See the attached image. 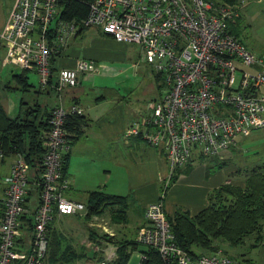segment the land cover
Listing matches in <instances>:
<instances>
[{
	"label": "built area",
	"instance_id": "built-area-1",
	"mask_svg": "<svg viewBox=\"0 0 264 264\" xmlns=\"http://www.w3.org/2000/svg\"><path fill=\"white\" fill-rule=\"evenodd\" d=\"M236 1L90 0L85 17L75 21L60 17L62 0H11L0 24L1 64L34 69L40 86L57 93L76 86L81 73L114 76L121 71L103 69L85 56L53 70V50L63 56L79 29L93 27L116 42L137 43L141 59L161 73L164 90L147 102L142 130L134 123L124 133L143 131L168 159L170 177L194 153L220 155L238 136L264 125V54L247 48L229 29L228 21L239 13L237 3L245 2ZM63 103L51 106L41 170L30 171L24 155L16 153L3 177L0 264H46L54 217L84 213V201L65 196L69 181L62 169L69 147L66 121L82 107ZM4 154L0 146V158ZM30 183L39 189L33 209L26 202ZM26 216L31 235L24 229ZM143 216L135 240L156 249L162 264H241L220 250L193 254L181 247L162 196L145 205ZM139 255V261L146 257L142 251Z\"/></svg>",
	"mask_w": 264,
	"mask_h": 264
},
{
	"label": "crops",
	"instance_id": "crops-1",
	"mask_svg": "<svg viewBox=\"0 0 264 264\" xmlns=\"http://www.w3.org/2000/svg\"><path fill=\"white\" fill-rule=\"evenodd\" d=\"M8 7L9 5L5 7L6 12ZM90 28L93 27L81 28L76 34L70 36L64 55L55 60L54 70L60 66L73 65L75 58L78 56H85L94 60L103 69L110 68L109 65L104 66L106 65L104 58L107 55V47L117 45L118 42L114 41L109 35L93 28L97 32L93 37L98 38V43L96 46L84 45L82 43L84 30ZM139 61L144 62L140 55ZM33 71L35 70L33 69ZM94 76L97 75L81 73L78 84L65 89L68 92L63 98V102H73L82 107L81 114L85 120L80 128L81 132L69 144L64 172L69 181L68 188L73 185L82 188L79 191L84 194V199L74 198L65 193V196L71 199L85 201L89 199V193L94 189L104 190L113 196L123 195L128 198L130 196L136 204L134 208L136 210L140 207L144 209L150 201L162 196L164 210L167 215L173 214L178 208L187 210L193 215L207 205L209 193L220 184L226 181L242 184L245 169L259 164L264 159L263 156L258 160L248 162L243 160L244 157L248 156L249 148L246 147L248 144L253 149L254 156L264 155L263 125L253 128L249 135L238 136L236 142L220 155H194L190 162L179 166L176 169V174L170 176V179L168 177L169 162L163 155L162 150L150 145L142 133L143 131L131 135L124 133V129L134 123H138L139 129L142 130L143 116L149 111L147 102L150 99L145 103L139 114L137 113V107L131 104L132 112L129 110V115L126 112L128 102H122L116 98L114 91H111L114 88L109 85L101 86L106 87L111 92V97H106L105 91L102 90L101 93L92 98L83 99L81 94L85 91V80H90ZM44 90L46 92L50 91L48 88ZM19 102L16 100L13 104H10V106L17 105V109L15 111L10 110L13 113H9V115L17 113ZM73 153L75 158L79 160H82L81 153H84V182L77 177L75 172L68 173ZM15 154L5 153L4 157L0 158V216L6 188L3 177L9 173L10 164ZM235 156H240L237 163L231 162ZM219 163L220 167L214 169ZM168 181H171L170 185H168ZM26 202L32 209L39 202V189L35 187L34 183L29 188ZM30 216L22 218L25 230L27 221L31 219ZM56 217L57 215L54 218ZM143 218L144 216L141 213L138 218L139 224L144 221ZM51 228L56 231L53 222Z\"/></svg>",
	"mask_w": 264,
	"mask_h": 264
},
{
	"label": "rangeland",
	"instance_id": "rangeland-1",
	"mask_svg": "<svg viewBox=\"0 0 264 264\" xmlns=\"http://www.w3.org/2000/svg\"><path fill=\"white\" fill-rule=\"evenodd\" d=\"M10 1L0 0V24L6 15L5 7L10 4ZM237 6L239 7V13L228 21L229 29L238 36L247 48L258 54H264V0H245V2H238ZM96 34V30L93 28L84 30L82 43L84 45L96 46L98 38L93 37ZM139 50L140 46L134 42H118L117 45L107 47V55L104 58L106 65L104 66L109 65L111 69L117 68L121 69V71L115 76L97 75L90 80H85V91L81 94L82 98H92L101 93L102 90L105 91L106 97H111V92L106 87L101 86L109 85L114 88L111 91H114L116 98L122 102H128L126 104L128 115L129 110L132 112V105L137 107V113L139 114L149 99L158 97L164 90V85L158 87V83L154 80L151 65L148 62L139 61ZM2 57L3 51L0 49V97L8 113L11 114L13 110L17 109V105L10 106V104H13L16 100L19 102L21 97L28 101L27 104L29 105L35 101H38L43 106L45 104L51 106L55 105V103H63L64 95L68 91H65L64 88L57 91V93L53 90L46 92L40 86L39 76L36 71H26L28 81L32 84L28 86V89L24 90L21 87H15L17 83L12 74L20 72L22 69L18 65L13 64L2 66ZM159 82L161 83V81ZM70 103L64 102L63 104L68 105ZM21 108L23 109V106ZM246 147L249 148V152H247L248 156L244 157L243 160L248 162L258 160L264 156L263 154L254 156L250 145L248 144ZM194 155L200 154L194 153L191 160ZM81 156L82 160L76 159L73 153L68 173L71 171L75 172L77 177L84 182V153H81ZM239 158L240 156H235L231 162L237 163ZM262 163H264V159L259 164ZM170 183L171 181H168V185ZM30 186H32V183L29 184ZM79 189L82 188L73 185L71 188H67L65 193L68 196L83 200L84 194L80 193ZM96 191L101 190L94 189L89 193V196ZM102 192L107 193L104 190ZM114 199L116 198L108 197L106 199L107 203H103L102 205V210L91 215L87 214L86 205L83 214L57 215L52 221L56 227L55 238H52V233H48L45 263L98 264L100 260L113 261L116 259L119 253L117 249L119 241L125 238H135L139 228V216L134 210L136 204H134L135 202L132 201L133 199L130 196L129 198L126 197L129 207L120 213L117 210L122 206H120L117 200L114 201ZM84 202L86 203V200ZM115 212L123 214V216L125 213L127 214V218L118 219L113 216ZM260 222L259 230L248 233L242 242L235 245L221 242L220 244H223V246H220L218 249L224 252L226 247L227 254L229 253L233 257H237L241 264H246L247 261L251 264H264V221ZM26 231L31 235L32 225L29 223V220L27 221ZM258 232L259 235L257 234ZM49 236L53 241L49 239ZM140 246L143 245L140 244ZM67 247L75 251L76 255L71 256L69 253L70 258L68 256L64 257L61 252L65 253ZM52 248H57L55 254L50 253V249L52 250ZM139 259V250H136L130 255L127 264H137Z\"/></svg>",
	"mask_w": 264,
	"mask_h": 264
},
{
	"label": "trees",
	"instance_id": "trees-1",
	"mask_svg": "<svg viewBox=\"0 0 264 264\" xmlns=\"http://www.w3.org/2000/svg\"><path fill=\"white\" fill-rule=\"evenodd\" d=\"M89 1L62 0L60 17L69 20L74 19L75 21L81 20L85 17ZM227 1L236 2V0ZM58 57H60V53L53 50L51 58L53 70L55 69V60ZM26 71V69H23L13 74V78L17 83L15 87L26 90L29 85H32L28 81ZM151 71L158 87L162 86L161 73L154 71L152 67ZM2 103L0 97V146L4 153H21L24 155L31 166L30 169L36 174L42 168L45 150L43 131L47 128L51 108L47 104L43 106L38 101L29 105L27 104L28 101L20 99L17 113L11 116ZM21 106H23V109ZM84 122L82 114H75L67 119L66 129L69 144L81 132L80 128ZM66 162L67 154L64 155L63 159V173L65 172ZM218 167H220V163L214 169ZM108 197L116 198L114 201L117 200L122 206H119L118 213L129 207L127 199L123 195L113 196L102 191H96L86 200L87 214L91 215L101 211L102 205L107 203L106 199ZM135 211L138 216H141L144 209L140 207ZM117 212L113 214L114 217L118 219L127 218V214L124 213L123 216V214ZM166 216L171 222V228L177 243L193 254L217 251L220 246H223V244H220L221 242L230 245L242 242L248 233L258 231L259 224L261 225L260 221H264V163L245 169L242 184L230 182L220 184L209 193L207 205L196 214L191 215L187 210L178 208L173 214H166ZM49 228L52 238H55L54 229L51 228V225ZM257 234L259 235V232ZM56 249H50V253L55 254ZM117 249L119 253L112 264H127L130 255L136 250L146 254V257L137 264H162L156 249L147 245L140 246L133 237L119 241ZM65 250V253L61 252L64 257L68 256L70 258L76 255L70 247ZM226 250L225 247V253H227ZM246 264L251 263L247 261Z\"/></svg>",
	"mask_w": 264,
	"mask_h": 264
}]
</instances>
